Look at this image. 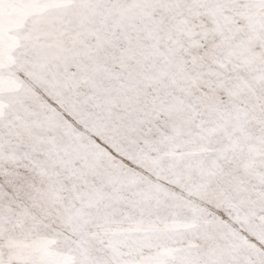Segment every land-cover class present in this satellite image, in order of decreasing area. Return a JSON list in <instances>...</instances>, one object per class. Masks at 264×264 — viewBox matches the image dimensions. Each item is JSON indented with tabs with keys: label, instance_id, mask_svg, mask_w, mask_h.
Masks as SVG:
<instances>
[{
	"label": "snow or ice",
	"instance_id": "obj_1",
	"mask_svg": "<svg viewBox=\"0 0 264 264\" xmlns=\"http://www.w3.org/2000/svg\"><path fill=\"white\" fill-rule=\"evenodd\" d=\"M0 264H264V0H0Z\"/></svg>",
	"mask_w": 264,
	"mask_h": 264
}]
</instances>
